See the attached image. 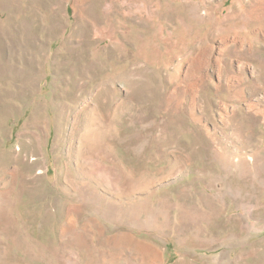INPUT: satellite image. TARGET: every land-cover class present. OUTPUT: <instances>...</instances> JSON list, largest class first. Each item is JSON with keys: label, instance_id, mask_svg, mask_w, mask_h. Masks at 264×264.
I'll return each mask as SVG.
<instances>
[{"label": "rangeland", "instance_id": "obj_1", "mask_svg": "<svg viewBox=\"0 0 264 264\" xmlns=\"http://www.w3.org/2000/svg\"><path fill=\"white\" fill-rule=\"evenodd\" d=\"M0 264H264V0H0Z\"/></svg>", "mask_w": 264, "mask_h": 264}]
</instances>
